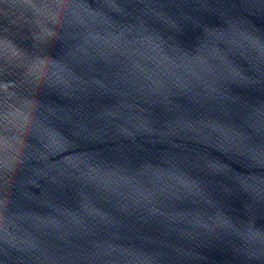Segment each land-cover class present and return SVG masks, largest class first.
Listing matches in <instances>:
<instances>
[{"label":"snow or ice","instance_id":"obj_1","mask_svg":"<svg viewBox=\"0 0 264 264\" xmlns=\"http://www.w3.org/2000/svg\"><path fill=\"white\" fill-rule=\"evenodd\" d=\"M257 3H261L264 4V0H256ZM258 50L260 52L261 55H264V43H261L258 45ZM23 50H21L22 52ZM21 52H15L14 50V55L15 56H19L21 54ZM0 73H3L2 71H0ZM246 75V74H245ZM241 78H243V76H241ZM2 201H0V209H2Z\"/></svg>","mask_w":264,"mask_h":264}]
</instances>
